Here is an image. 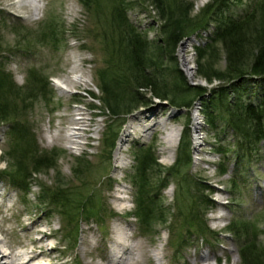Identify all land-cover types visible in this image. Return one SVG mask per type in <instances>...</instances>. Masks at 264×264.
<instances>
[{"label": "rangeland", "instance_id": "obj_1", "mask_svg": "<svg viewBox=\"0 0 264 264\" xmlns=\"http://www.w3.org/2000/svg\"><path fill=\"white\" fill-rule=\"evenodd\" d=\"M12 1L17 0H0V72L11 78L10 87L0 92L5 111L0 112L1 240L19 248L28 242V230L37 222L39 228L52 233L46 239L56 247L52 258L65 264H106L112 254V230L119 224L127 233L120 241L134 246L135 253L143 250L140 259H129L128 264H243L238 248L244 239L227 232L232 222L239 221L246 224L248 240L264 248V139L236 166L239 149L232 145L227 127L214 136L205 121L200 144H193L190 106L175 109L152 98L147 107L119 116L123 119L120 123L99 89L100 74L111 69L110 62L116 63L117 72H125L127 66L124 52L116 50L113 57L105 39L109 11L104 1L86 8L81 0H36L39 9L32 12L9 5ZM167 1L183 8L189 5L192 23L201 25L194 32L199 30L201 37L213 30L217 6L213 0ZM131 2L136 3L127 13L132 24L145 31L149 40H160L162 21L153 6ZM100 3L107 7L102 9ZM260 3L264 0H227L220 9L224 14L239 15ZM192 32L178 43L176 64L188 83L206 86L196 75L194 48L199 44L192 38L201 41L190 38ZM183 43L182 52L192 66L190 73L180 59ZM214 48L210 62L223 69V50L219 44ZM75 74L87 83H71ZM248 80L246 85L254 97L264 82L256 77ZM211 84L222 82L213 80ZM81 116L87 126L73 144L68 128ZM156 121L165 122L168 128H181L173 156H169L159 125L142 128ZM128 124L131 134L120 144L115 160L118 141ZM16 125L26 131L22 140L12 131ZM186 126L190 127V165L168 173ZM109 131L116 133L112 148L106 144ZM228 143L234 152L224 161L216 147ZM147 147L157 165L140 173L135 152ZM43 154L53 157V163L34 167V160ZM221 164L228 165L226 170ZM139 189L150 197L148 202L138 197ZM59 194L70 201L68 207L61 208ZM155 204L162 207L153 210L152 219H143L141 209ZM196 224L205 228V234L197 231ZM183 240L188 245L182 249L179 243Z\"/></svg>", "mask_w": 264, "mask_h": 264}, {"label": "trees", "instance_id": "obj_2", "mask_svg": "<svg viewBox=\"0 0 264 264\" xmlns=\"http://www.w3.org/2000/svg\"><path fill=\"white\" fill-rule=\"evenodd\" d=\"M101 0H81L89 8L92 3L99 5ZM108 6L109 18L107 24V41L112 47V56L116 50L124 52L126 63L125 72H117L116 63H111V69L100 74L99 89L104 95L102 100L107 103L115 117H125L132 110L147 107L152 98L165 101L171 108H188L192 101L203 94L206 89L199 85H190L182 71L177 67L175 50L178 43L190 32L199 28V22L192 23L190 7L176 6L167 0H139L149 2L157 12L162 24L159 28L161 35L157 42L149 40L145 31L137 29L128 17V10L133 7L131 0H102ZM101 1V2H102ZM217 6L213 30L204 38V41L195 46L196 75L211 83L213 80L222 82L217 87L208 91L209 95L201 99V110L206 119L207 130L214 136L222 132L224 127L231 131L232 145L238 147L236 166L252 155L253 145L264 139V87L252 97L246 85L248 79L259 78L264 82V3H260L252 10L246 9L239 15L224 14L220 9L227 0H213ZM100 6L105 9V5ZM136 4V3H135ZM256 4V3H255ZM254 4V5H255ZM180 5V6H179ZM192 32V33H193ZM219 44L225 57L223 69L214 68L209 56L214 55L215 46ZM213 57V56H212ZM11 78L3 71L0 72V92L10 87ZM147 90L146 92H139ZM150 94V97L147 95ZM0 112L5 113L0 103ZM119 121L123 120L122 118ZM120 123L115 127H119ZM17 139L26 136L25 129L13 126ZM111 134L113 137H111ZM116 133L109 131L106 135L107 146L112 148ZM231 143L227 146L221 144L216 147V152L223 155L224 161L231 151ZM190 134L186 126L181 133L177 157L173 166L166 171L174 172L178 167H188L191 162ZM137 169L144 173L146 169L155 164L150 149L137 148L135 152ZM53 157L47 154L34 160V167L49 166ZM48 162V163H47ZM225 164V162H224ZM221 164L226 170V166ZM223 169V171H225ZM142 179V176L140 177ZM166 186V184H165ZM140 187H144L141 185ZM145 193H148L144 190ZM138 197L147 199L139 189ZM62 203L61 208L69 206L70 201L58 195ZM150 200L148 197L147 201ZM54 202V201H52ZM141 208V204L137 206ZM162 206L155 204L154 208L146 205L143 210V219L154 217L153 210L157 212ZM81 210H85L82 206ZM158 212L157 218H162ZM200 224V223H199ZM196 224L197 231L205 234V228ZM200 227V228H199ZM232 236L241 239L239 257L243 264H264V248L257 246L255 241L246 237V224L234 221L228 231ZM185 241V242H184ZM187 240L179 243L180 248H185Z\"/></svg>", "mask_w": 264, "mask_h": 264}, {"label": "bare ground", "instance_id": "obj_3", "mask_svg": "<svg viewBox=\"0 0 264 264\" xmlns=\"http://www.w3.org/2000/svg\"><path fill=\"white\" fill-rule=\"evenodd\" d=\"M36 0H17L16 2L12 1L9 3V5H17L18 7H22L25 10L37 11L39 9L38 4L35 3ZM183 47H185V44L181 45L180 48V59L181 63L183 65V68L187 71V73L191 72L192 66L189 64L190 58L189 56H185L182 52ZM73 69H77L75 66ZM69 81L71 83H77L80 85H85L87 83V79H85L83 76L75 74L72 76ZM152 113L150 112V115ZM78 115H82L81 113H78ZM86 120L84 117H78L76 119H73L71 124H73L71 127L68 128V136L69 139L74 143L77 142V140L80 138L81 133L84 131V126H87L85 124ZM155 125H159L161 130L163 131L162 139L167 143V150L169 152V156H173L175 152V148L178 143L179 135L181 128L179 126H175L173 128H168L166 126V123L161 122H154L150 124L149 126H142L143 130L150 129L151 127H154ZM130 124L126 125V128L123 132L122 138L119 139L118 145L116 147L115 152V160L118 159V152L121 149V145L123 142H125V138L128 137L131 134L130 131ZM117 199V197H116ZM118 200V199H117ZM5 206V205H4ZM7 208V207H6ZM222 216L215 217L217 221ZM33 224V223H32ZM41 224H38L37 222L31 227L32 230H28V242L27 243H21L19 245V248H11L8 246L5 241L0 239V264H65V262H60L56 259V257H51L50 254L56 250V247L54 245H50L46 243V239L50 238L52 236V233H47L46 231L39 228ZM3 228L0 226V233H3ZM36 235V236H34ZM112 235L114 236V241L111 245V256L109 259L107 258L106 264H128V260H138L143 254V250L141 252L139 248V252L135 253L133 252L134 246H131V244H124L120 241V239H124L127 235L124 228H122L119 224H114ZM130 249L131 252L129 251ZM160 253H158L157 256L160 257ZM203 259H206V256H203Z\"/></svg>", "mask_w": 264, "mask_h": 264}, {"label": "built area", "instance_id": "obj_4", "mask_svg": "<svg viewBox=\"0 0 264 264\" xmlns=\"http://www.w3.org/2000/svg\"><path fill=\"white\" fill-rule=\"evenodd\" d=\"M192 111V132L194 142L198 143L202 139V128L204 124V120L200 113V106L198 102H194Z\"/></svg>", "mask_w": 264, "mask_h": 264}]
</instances>
